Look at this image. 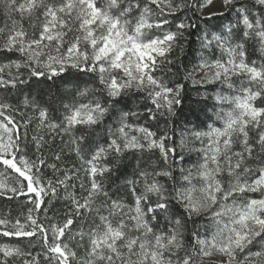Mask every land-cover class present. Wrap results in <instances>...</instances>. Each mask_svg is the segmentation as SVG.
I'll return each instance as SVG.
<instances>
[{
  "label": "snow or ice",
  "instance_id": "1",
  "mask_svg": "<svg viewBox=\"0 0 264 264\" xmlns=\"http://www.w3.org/2000/svg\"><path fill=\"white\" fill-rule=\"evenodd\" d=\"M162 2L171 13L185 7H202L196 5L195 0L192 4L186 0L182 3ZM234 3L235 0H223L226 8ZM151 5H155L159 12ZM255 5L264 8V0H255ZM236 11L244 25L242 33H233L231 29L227 32L213 30L201 38L203 48L213 50L214 46L227 53L226 60L221 58L202 65L213 70L208 77L210 81L218 80L229 89H235L233 77L242 78L239 88L242 94L218 97L221 104L232 105L231 110H221L218 114L223 127L194 133L197 138H208L204 163L196 173L202 183L193 184V173L190 172L184 177L187 186L174 189L169 198L155 177L171 178V171L162 169L148 173L142 170L141 176L151 175L153 179L144 181V190L140 194L132 189L136 196L134 209L125 210L124 205L113 201L105 216L99 215L96 204V197L107 196L98 177L110 175L116 159L126 152L158 149L167 162L169 153L174 152V149L165 147L167 136L156 139L155 133L148 128L128 123V117L137 113L121 110L120 103L131 91L146 92L160 115L165 112L175 115L174 105L181 104L178 97L182 86L168 87L152 73L156 71L157 57L171 63L168 53L184 32L165 30L164 25L169 23L167 19H151L154 14H164L161 0H102L100 4L97 0H0V12L5 17L4 25L0 27V52L19 53L23 57V60L0 65V93H3L0 96V117H3L0 120V165L23 178L19 187H10L8 192L32 194L28 200L32 207L27 209L23 221L19 217L14 222L0 218V226H3L0 236L15 237L20 241L29 238L31 245L35 242L30 238L39 233L42 253L48 264H81L77 252L66 242L73 231L74 218L69 216L62 225L49 223L46 227L33 216V212L40 211L45 196L56 195V188L51 181L47 186L42 183L37 162L29 161L23 155L17 125L6 115L9 110H15L9 99L13 89L22 92L21 85L34 82L39 86L54 81L68 68H74L92 73L98 85L82 88L79 82L73 83L72 102L63 105V130H79L74 141L76 151L88 165L85 171L91 177L90 189L82 202L69 193L75 215L85 223L89 219L92 221L87 232L81 230L78 233L81 240L87 235L89 241L87 259L83 264H199L198 255H209L208 249H215L226 257L222 264H245L246 261L264 264V198L236 203V198L247 192L260 191L264 195V107L253 103L264 97V66L258 67L248 61L246 50L252 42L264 52V13L254 11L250 18L243 5ZM25 22L33 28L31 35ZM74 26L79 35L65 39ZM175 27L183 30L193 25L181 21ZM154 28L162 30V34H155ZM36 29L39 30L38 38ZM21 69L27 70V76ZM96 92L104 94V102L93 98ZM23 103L39 110L43 125L48 117V107L31 98H26ZM109 114H119V127L116 133L109 130L113 138L107 146H94L93 133ZM251 129L257 130L254 142L249 139ZM131 132L142 135H132ZM33 139L39 150L42 138ZM237 142L239 150L234 149ZM257 154L260 156L258 161L254 159ZM38 160L40 165L44 163L42 159ZM250 161L258 163L259 167L253 168ZM50 167L56 168L54 164ZM74 176L75 173L65 174L56 183L68 188L67 181ZM152 195L157 197L154 203ZM170 199L182 205L188 219L217 206L212 212L213 231L210 235L201 239L198 232H194L193 246L186 248L183 239L185 222L172 212ZM94 211L99 222L95 217L85 216V212ZM161 214L168 218L166 230H159L155 225ZM0 254V264H10L9 258L17 257H24L22 264H39L40 253L33 255L19 246L4 244L0 246Z\"/></svg>",
  "mask_w": 264,
  "mask_h": 264
},
{
  "label": "trees",
  "instance_id": "2",
  "mask_svg": "<svg viewBox=\"0 0 264 264\" xmlns=\"http://www.w3.org/2000/svg\"><path fill=\"white\" fill-rule=\"evenodd\" d=\"M143 2V0H142ZM174 3H182L184 0H173ZM188 4H192L193 0H186ZM196 5H201V0H195ZM243 5L247 8L250 18H252V12L264 13V8L259 5H255L253 0H243L234 4L230 10L221 16L204 18L200 15V8L197 7H185L176 13L163 14L162 19H167L169 23L164 25L165 30L171 31H183L184 36L178 38L172 51L168 53V60L164 61L163 58L157 59L156 71L152 74L158 79L162 80L164 84L173 89L177 88V85L182 86L179 99L180 105L175 106V115L167 117L160 115L156 111L155 106L151 103L150 98L145 92L131 91L127 96L123 97L120 103V109L123 111H131L137 113L136 116H129L128 120L137 126L148 128L155 133L157 139L167 136L164 140L166 148H173L179 141V136L182 132L188 129H192L196 132L203 131L208 128L213 122V114L218 112L219 105L216 101L217 96H228L233 94V89L228 87H222L220 84L207 85V86H193L188 79V75L193 69L199 67L202 63H213L221 58L225 59L226 53L219 51L213 46V50L205 49L201 46V38L204 33H210L213 30H223L227 32L229 29L233 33L240 34L244 28V25L239 19V14L236 8ZM152 8H155L151 5ZM157 16V15H156ZM181 21L185 23H191L192 28H186L183 30L176 29L175 25ZM5 17L0 12V27L4 25ZM27 30V22H25ZM155 34L161 35L162 30L153 29ZM247 60L254 62L256 66H264V52L259 50V46L250 42L246 46ZM18 53L0 52V62H9L17 60ZM20 56V55H18ZM240 77L233 78L236 83V88H240ZM79 82L83 88L85 85L89 87H96L97 82L95 76L92 73L80 72L77 69H67V71L60 77L54 78V81H48L44 84L37 86L34 82L26 85H21L22 92L13 89L9 99L15 109L14 115L22 121L21 126L17 131L21 135V146L28 155L31 156L33 161L37 162L40 168L39 176L50 180L52 185L56 188V195L49 194L43 198V204L39 212H34L33 216L37 218L39 223H43L46 227L49 223L55 221H61L60 225L68 219V214H71L75 223L73 224V231L77 237L78 233L88 231L92 225L91 219L85 223L80 217L75 215V207L72 203V199L69 198V193L75 198L82 197L88 193L90 189L89 176L84 174L82 166L83 160L77 154L75 138L79 136L78 129L72 132L65 133L64 124L61 119L64 116L63 111L64 104L72 102L71 93L74 91L73 83ZM3 95V93H2ZM95 95L100 97L101 102H104L106 97L103 93L96 92ZM26 98H31L40 102L42 106L48 107V117L42 125L39 117V110L33 111L36 108L32 106H25L23 101ZM254 105L257 107H264V97H260L254 101ZM17 125L16 120L9 114ZM3 120V117H0ZM119 124V114H109L105 117L104 122L97 126V131L93 133L92 139L95 145L107 144L112 138L109 134L111 132L116 133ZM48 125H55V127H49ZM257 136V131L250 130L249 139L250 142H254ZM34 137L42 138L40 140L41 147L37 150V141ZM103 146V145H101ZM19 155V154H18ZM60 158L57 159L56 157ZM126 157V158H125ZM39 159L43 160V164H39ZM90 158V157H89ZM185 158V154L176 151V155L173 156L172 162H165L158 149L152 151H135L126 152L124 156L116 159L115 163L111 165V174L105 177H98L103 182L104 189L107 191V196L100 195L97 198L96 204L98 205L99 215H108L111 209L113 201L118 202L125 206V210L135 207V199L132 189L135 188L136 194H140L144 190V181L147 179L151 181L153 176L147 177L141 176V171L152 173L159 170H170L171 178L169 177H155L160 184L165 188V195L169 198L173 194L174 189L181 188V177L178 170V161ZM260 158L257 154L254 159L258 161ZM111 160L112 157L110 156ZM189 164L193 163L191 159L187 161ZM253 168L259 167L258 163H252ZM55 165L56 168L50 167ZM13 174L18 173L13 172ZM78 170V171H77ZM75 173L72 180L67 181L69 185L65 188L63 185L57 184L58 179H63L65 174ZM23 179L22 177H20ZM26 184V182H25ZM74 185V187H73ZM83 185V187H81ZM26 195H8L0 192V215L1 218H7L16 220L25 215L24 198L31 196ZM9 197H12L11 199ZM157 197L151 196V201L154 203ZM170 207L175 216L181 218L185 224L183 228V239L186 248L193 246L194 237L193 233L198 232L201 219L193 218L188 219L187 214L184 212L182 205L174 200L170 199ZM70 216V215H69ZM96 220L99 219L97 212L94 211L91 215ZM159 230H166L168 225V218L161 214L159 219L155 222ZM71 232V233H72ZM73 236V235H72ZM86 236V235H85ZM84 236V239L86 238ZM2 239L9 241L10 243L26 249L32 252L33 255L40 253L38 256L39 264H46L44 261V255L41 249V236L37 233L36 237L30 238L35 243L29 244L28 239L24 238L22 241L17 240L15 237H3ZM79 238V237H78ZM74 240L76 238H73ZM197 247V246H196ZM79 252V251H78ZM31 258V257H29ZM199 264H219L212 261L202 259L199 255L197 257ZM12 261V262H11ZM10 264L13 263V259L10 260ZM249 264V263H245Z\"/></svg>",
  "mask_w": 264,
  "mask_h": 264
},
{
  "label": "rangeland",
  "instance_id": "3",
  "mask_svg": "<svg viewBox=\"0 0 264 264\" xmlns=\"http://www.w3.org/2000/svg\"><path fill=\"white\" fill-rule=\"evenodd\" d=\"M241 1H243V0H235L234 4H236L238 2H241ZM253 1H255V0H253ZM101 2H102V0H97L98 4H100ZM201 5H202V7H199L200 8L199 11H200L201 17H204V18H212V17H217V16L224 15L233 6V5H230V6H228L226 8L223 5V0H201ZM153 6L155 7L153 9H156V6L155 5H153ZM161 8L164 9V13L165 14L170 13V10L165 6V4L162 2V0H161ZM156 11L159 12V9H156ZM163 17H164L163 15L156 16L154 14V15H152L151 19L152 20H156V19H162ZM28 32L31 35V33L33 32V28L30 27ZM38 35H39V30L36 29V38H38ZM75 35H79V33L76 31V26L73 27V31L69 32L68 36L65 39H70V38H72ZM83 47H84V44L81 43V48H83ZM218 50L221 51L220 49H218ZM89 51H91V50L89 49ZM224 53H226V52H224ZM18 55H20V54L18 53ZM18 55H17V60H23V57L21 55L20 56H18ZM158 58L159 57H157V59ZM226 59H227V53H226V57H225L224 60H226ZM4 63H8V62H0V65H2ZM204 64L205 63H202L201 65H199V67L193 69V71L188 75V79L190 80V82H191V84L193 86H207V85L220 84L222 87H228L226 84H222L218 80L210 81L208 77L211 75V72L213 70H210L207 67H202V65H204ZM68 69H74V68H68ZM12 71H15V69H12ZM21 71L24 73L25 76H27V70L26 69H21ZM233 78H236V77H233ZM253 90H255V89H253ZM180 91H181V89H180ZM240 94H242V93L238 89H233V94L228 95V96L230 97V96L240 95ZM0 96H2V93H0ZM218 97H220V96H217L216 101H217V103L219 105V109H218L217 113L213 114V122H212V124H210L207 129H205L203 131H198V132L206 133L211 128L223 127V121L221 119H219V115L218 114L221 113V110H223V111L231 110L232 105H229L227 103L221 104L219 99H218ZM93 98H99L100 99V97H98L95 94H94ZM178 99H179V97H178ZM175 106L176 105H174V110H175ZM12 111H15V110H9L7 113H9L16 120L18 128L20 126H21V129L24 128V126H22V124H21L22 121H20V119H18L14 115V112H12ZM33 111H37V109H35ZM63 111H65V109H63ZM164 115L167 116V117H172L173 116V115H169L167 112H165ZM0 120H2V119H0ZM61 122L63 124H65L64 116L61 119ZM128 123L132 124L129 120H128ZM118 127H119V124H118ZM253 130L257 131L255 129H253ZM65 133H67V132H65ZM194 133H196V131H194L192 129H188V130H185L184 132H182L180 134V136H179L178 143L175 144V146L172 148V149H174V152L173 153H169L168 158H167V160L170 163V162H172L173 156L176 155V151L179 150L180 153L185 154V158H183V159L178 161V170L180 172V177H181V188L187 186L188 181H186L184 179V177L187 176L190 172L193 173V176L191 178L193 184L199 185L200 183H202L201 178L198 175H196V173L200 169V166L204 163L205 150L207 148L208 138L206 136H202L200 138H197L194 135ZM130 134L138 135V136L142 135V134L137 133V132H131ZM154 138H156V136ZM101 145L107 146V144H101ZM239 148H240V145H239V142H237L234 145V149L235 150H239ZM23 155L29 161H33L31 156L28 155L25 150H23ZM188 159H191L193 161V163L189 164L187 162ZM87 167H88V165H86L84 163V165L82 166L83 171H84L83 173L89 176L90 185H91V177L88 174V172L85 171V169ZM40 178L42 180V183L45 186H47L50 180H48V179L46 180L45 178L42 179V177H40ZM19 181H23V179H21L16 174H13L9 169H5L4 166L0 165V185L3 186V187H0V192L1 193L8 194V195H13L11 192H8L7 189L10 188V187H19L20 186L19 185ZM87 194L88 193H86V195L84 194L82 197L80 196L79 198H76V199H79L82 202L83 201V197L87 196ZM30 197L31 196H28V197L24 198L25 215H23V217L27 215V209L29 207H32V205L28 203V200L30 199ZM98 197H96V202H97V198ZM261 198H264V195H262V193L260 191L247 192V193H245V194H243L241 196H238L236 198V203L237 204H242V203H247L251 199H261ZM228 203H231V201H229ZM216 208H217V206H213V208H211V209H207V210L201 211L198 215H193L192 216L193 218H200L201 219L200 226L198 227V230H197L201 239L209 236L210 233L213 231V225H212L213 216H212V212ZM92 213L85 212V215H87V214L91 215ZM33 214H34V212H33ZM69 215L71 216V214H68V216H67L68 218H69ZM23 217H21L22 221H23ZM0 218H1V215H0ZM8 220L11 221L10 219H8ZM14 221L15 220H12L11 222H14ZM96 221L99 222V219L96 220ZM60 222L61 221L59 220V221H55L53 223L60 224ZM2 227L3 226H0V228H2ZM9 227H11V224H9ZM85 232H87V231H85ZM85 237H86L85 239L81 240V237H80L79 234L76 237L75 233L72 232L69 235V238L66 240V242L69 244V247L77 252V255L80 258L81 264H83V261L87 259L86 248H87V246L89 244V241H88V236L86 235ZM73 238H76V239L74 240ZM4 244H8L9 246H16V245L10 243L9 241H6V240H4V239H2L0 237V246H2ZM196 246H197V249H199V245H196ZM253 250H256V249L254 248ZM208 251L210 253L209 255H203L201 253V254H199V256L202 259H204V260L216 262V263H219V264H222V261L226 259L225 256L220 254L215 249H208ZM0 256H2V254H0ZM11 259H13V263L14 264H22V260L24 259V257L9 258V262H10ZM44 261L46 262V264H48V262L46 260H44ZM245 263H249V262L246 261Z\"/></svg>",
  "mask_w": 264,
  "mask_h": 264
}]
</instances>
